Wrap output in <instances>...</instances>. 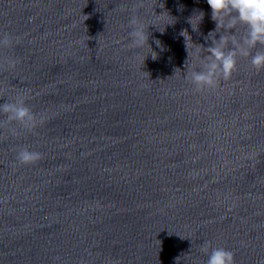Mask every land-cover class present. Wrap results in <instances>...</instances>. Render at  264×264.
I'll list each match as a JSON object with an SVG mask.
<instances>
[{
	"label": "water",
	"instance_id": "water-1",
	"mask_svg": "<svg viewBox=\"0 0 264 264\" xmlns=\"http://www.w3.org/2000/svg\"><path fill=\"white\" fill-rule=\"evenodd\" d=\"M214 29L205 0H0V107L34 118L0 110V264H264V45L197 90L193 49L247 31Z\"/></svg>",
	"mask_w": 264,
	"mask_h": 264
},
{
	"label": "clouds",
	"instance_id": "clouds-1",
	"mask_svg": "<svg viewBox=\"0 0 264 264\" xmlns=\"http://www.w3.org/2000/svg\"><path fill=\"white\" fill-rule=\"evenodd\" d=\"M205 2L210 9L211 20L215 23L214 31L209 32L207 37L212 33H216L217 29L220 28L231 32L237 23L245 26L247 31L246 36L241 42H237L234 33L228 36L220 35L219 40H216L215 36H213L214 43L211 41V46L206 48L209 53L207 57L202 58L199 55L200 49L203 46L199 45V47L193 49V59L195 61H200L201 59L207 60L202 69L192 70L190 73L191 82L197 90L213 87L220 76L225 80L228 79L234 71L238 53L243 56H249L251 54L250 49L256 48L257 45H264V0H205ZM203 18L204 12L201 10L197 13L195 30L191 22L192 16L189 18L187 22L190 24L193 32L198 31V26L203 21ZM132 23L135 24L136 21L133 20ZM130 36L133 38V43L137 46H142L148 40V37L145 39L143 29L139 27L135 28L130 33ZM180 36L184 39V47L188 59L189 52L186 40L190 41L193 45L197 44L192 42L186 30L181 31ZM156 42H159V46H157ZM230 42L232 50L226 52L225 48ZM154 43L157 48H163L159 40L154 41ZM151 53H155L157 56V53L152 48ZM151 53L149 55L152 57ZM251 64L257 70L264 68V51H256L254 55H251ZM0 110L9 113V120L29 125L34 120L29 109L23 105L22 101L14 104H5L0 107ZM17 159L21 164H31L40 159V154L25 149L19 152ZM207 256L206 264H234L233 254L222 248L212 249L207 253Z\"/></svg>",
	"mask_w": 264,
	"mask_h": 264
}]
</instances>
